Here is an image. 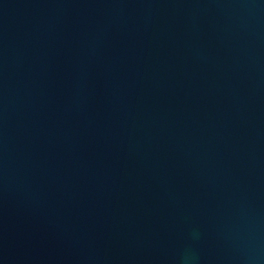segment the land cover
Returning a JSON list of instances; mask_svg holds the SVG:
<instances>
[{"label": "water", "instance_id": "95a60500", "mask_svg": "<svg viewBox=\"0 0 264 264\" xmlns=\"http://www.w3.org/2000/svg\"><path fill=\"white\" fill-rule=\"evenodd\" d=\"M0 264H264V0H0Z\"/></svg>", "mask_w": 264, "mask_h": 264}]
</instances>
